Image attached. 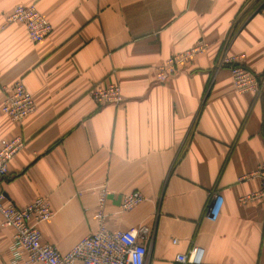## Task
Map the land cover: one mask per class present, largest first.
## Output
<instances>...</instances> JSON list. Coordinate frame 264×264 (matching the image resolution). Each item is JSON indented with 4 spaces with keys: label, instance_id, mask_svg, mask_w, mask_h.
<instances>
[{
    "label": "crops",
    "instance_id": "1",
    "mask_svg": "<svg viewBox=\"0 0 264 264\" xmlns=\"http://www.w3.org/2000/svg\"><path fill=\"white\" fill-rule=\"evenodd\" d=\"M261 1L0 0V143L25 141L0 191L18 208L48 202L43 242L66 252L96 230L91 189L105 184L108 229H153L145 264H192L176 260L192 246L199 264H264V195L244 200L261 188L253 173L264 157V92L239 93L229 70L215 69L227 51L264 76ZM19 4L50 22L42 41L6 22ZM199 40L204 53L155 81L157 65ZM19 80L34 99L20 123L1 112ZM109 82L123 102L95 103L89 89ZM135 190L145 200L120 212ZM218 197L210 220L204 207ZM12 234L0 226V264L10 261Z\"/></svg>",
    "mask_w": 264,
    "mask_h": 264
},
{
    "label": "built area",
    "instance_id": "2",
    "mask_svg": "<svg viewBox=\"0 0 264 264\" xmlns=\"http://www.w3.org/2000/svg\"><path fill=\"white\" fill-rule=\"evenodd\" d=\"M257 11L264 15V0ZM7 23H19L26 29L29 39L35 43L49 35L52 26L34 4L16 5L5 17ZM208 45L199 40L189 49L172 54L155 67L154 79L159 83L179 72L190 60L204 53ZM244 55H233L224 51L217 59L215 69L226 67L231 75L234 89L239 93H252L256 98L263 95L264 76L243 65ZM91 99L97 104L119 105L123 102L120 87L116 82L94 83L89 89ZM34 110V99L24 84L15 81L5 92L1 112L11 121L20 123ZM24 139L17 135L0 143V181L7 175L9 162L24 146ZM254 176L260 180V190L244 200L264 195V157L257 165ZM91 192L97 197L94 218L97 229L81 237L68 251L61 252L54 245L43 242L38 225L52 218L54 212L43 197H37L22 208L8 201L0 191V226L13 229L9 245L11 255L8 264H145L148 245L152 241L153 229L146 224L125 230H110L105 225L104 212L109 189L105 184L94 187ZM145 200L140 191L124 193L119 211L127 212ZM221 198L209 199L204 215L215 220L221 208ZM173 242H176L173 239ZM202 251L191 247L176 255L182 263L199 264Z\"/></svg>",
    "mask_w": 264,
    "mask_h": 264
},
{
    "label": "rangeland",
    "instance_id": "3",
    "mask_svg": "<svg viewBox=\"0 0 264 264\" xmlns=\"http://www.w3.org/2000/svg\"><path fill=\"white\" fill-rule=\"evenodd\" d=\"M262 1H263V0H262ZM262 1H261V2H262Z\"/></svg>",
    "mask_w": 264,
    "mask_h": 264
}]
</instances>
